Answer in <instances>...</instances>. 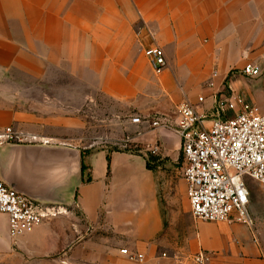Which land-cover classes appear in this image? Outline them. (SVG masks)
<instances>
[{"label": "crops", "instance_id": "0c3cea01", "mask_svg": "<svg viewBox=\"0 0 264 264\" xmlns=\"http://www.w3.org/2000/svg\"><path fill=\"white\" fill-rule=\"evenodd\" d=\"M152 47H160L168 63L160 76L145 56ZM249 55L261 75L252 85L239 79L231 85L261 104L264 0H0V135L22 128L30 140L37 134L44 140L3 142L0 180L66 211L16 238L10 236L8 217L0 214V264H12L16 251L56 264H171L163 254L181 255L193 264L190 259L199 251L212 254L210 264H264L254 233L243 225L232 226L241 236L228 242L221 237L225 224H206L191 216L174 234L173 223L164 220L157 172L152 161L148 167L146 147L161 140L167 149L168 138L180 146V139L163 128L147 132L142 121L153 113L175 116L183 101L197 103L204 97L201 108L210 124L216 94L228 83L229 72L242 67ZM216 63L217 86L197 95ZM71 71L75 77L62 78ZM81 71L90 79L96 76L87 87L98 85L110 99L136 103L142 119L141 125H132L140 132L132 142L134 151L103 146L83 152L50 144L62 126L77 129V107L69 104L71 114L63 115L61 104L71 96L64 98L60 91L74 86ZM21 102L38 103L39 115L16 108ZM44 147L78 151L80 163L60 179L63 173L56 174L52 163H29L34 150ZM46 174L58 176L59 182L46 188ZM88 177L91 182L85 181ZM123 249L143 254L145 262L130 261Z\"/></svg>", "mask_w": 264, "mask_h": 264}, {"label": "built area", "instance_id": "2783aa9c", "mask_svg": "<svg viewBox=\"0 0 264 264\" xmlns=\"http://www.w3.org/2000/svg\"><path fill=\"white\" fill-rule=\"evenodd\" d=\"M145 56L155 75L165 72L168 63L160 47L147 49ZM241 75L255 79L261 75V69L253 63H246ZM218 96L215 98V116L210 124L209 116L201 108L205 98L199 97L197 103L185 100L178 106L174 123L164 117L154 121L152 126L167 129L180 139L183 178L194 220L252 228L248 181L264 188V112L233 90L230 95L220 93ZM12 139V129H6L0 135V145ZM150 152L157 156L159 147L153 146ZM64 212V208L31 199L0 180V214L9 219L11 237L30 233ZM121 254L137 263L146 260L143 254L127 249L121 250ZM163 258L171 259V264L189 262L167 254H163ZM190 260L193 264H210L213 256L199 251Z\"/></svg>", "mask_w": 264, "mask_h": 264}, {"label": "rangeland", "instance_id": "374dc122", "mask_svg": "<svg viewBox=\"0 0 264 264\" xmlns=\"http://www.w3.org/2000/svg\"><path fill=\"white\" fill-rule=\"evenodd\" d=\"M249 55V58L244 60L246 63H255ZM256 64V63H255ZM242 66V67H243ZM242 67H236L231 70L228 74L226 83H223L220 87V93L224 96L230 95L232 88L236 94H239L247 103L253 104L258 107L262 112H264V103H261L264 99V84L260 87L261 90V104H258L250 95L244 94L240 90H236L231 85L232 81L240 80L247 84H253L255 80L245 77L247 80L243 79L241 76ZM76 71H71V73H62V78L69 80L71 75L75 77ZM81 78L74 86H63L61 87V93L63 97H70L71 101L67 99L62 102L63 114L69 116L67 110H69V104L72 105V108L76 105L77 107V118L78 126L77 129H69V126H62L60 130L61 134L56 139H51L49 142L51 145H66L73 148H77L83 152H96L100 150L103 146H107L110 151L121 150L134 151L133 139L140 135V132L132 129V125H141V117L138 116V110L134 108L136 103H126L113 100L103 95L101 92V87L98 85H91L87 87L86 82H96L94 76L93 79L89 78V75L86 71H81ZM220 70L216 63L214 70L211 73V77L208 82L202 85L199 88L197 95L202 94L205 87L214 89L217 86L216 80L220 76ZM244 77V76H243ZM205 85V86H204ZM218 90V88H216ZM219 93V94H220ZM216 94L217 97H219ZM31 96V94H30ZM33 96L36 97V89L33 92ZM75 100L77 102H75ZM33 104V105H32ZM28 104V102L15 103L16 108L30 111L31 114L39 115L36 105L38 103ZM66 105V107H64ZM66 109V110H65ZM73 114V112H72ZM48 115V114H47ZM51 117V116H50ZM166 117L169 121L170 119L175 118L177 115H168V114H152L146 119H142L147 122L145 125L147 127L146 131L154 133L157 129L152 126L153 122L160 120ZM48 118V116H47ZM139 120V121H137ZM174 120V121H175ZM172 123V122H171ZM169 135V130L165 129ZM14 133V139L10 142H21V143H36L42 144L44 140L39 135L33 137V141L30 140L28 134L25 132V129H12ZM159 149L163 150L165 158H162L160 154L154 156L151 154L150 149L152 146L146 147L148 157H152V165L157 172L156 174V183L158 186V193L161 199V207L163 210L164 220L170 221L175 226L174 234H177V231L183 227L186 218H191L190 204L186 195V185L183 178V155L180 146L177 144V140L171 138L167 140V149H164V143L162 144L161 140L157 141ZM176 142V143H175ZM155 146V144L153 145ZM92 147V150L87 149ZM150 148V149H149ZM160 153V152H159ZM175 159V161H173ZM249 188L251 191V203H250V213L254 222L253 227L249 228L255 235V241L262 249V255L264 259V188L259 184L248 181ZM65 214V212H64ZM63 215V214H61ZM60 216V215H58ZM57 216V217H58ZM56 217L50 219L53 220ZM210 224V223H206ZM238 225V224H235ZM226 226V227H225ZM234 225L221 226L220 228L224 230L221 233V237L228 242L230 240H237L241 236V233L238 232L235 228H232ZM225 227V228H223ZM227 227H231L230 231L227 230ZM37 229V228H36ZM170 257V256H169ZM173 257V256H172ZM174 257H179L185 259L181 255H174ZM15 261L12 264H56L54 261H35L30 260L22 251H16L14 255ZM18 259V261H16Z\"/></svg>", "mask_w": 264, "mask_h": 264}, {"label": "water", "instance_id": "95a60500", "mask_svg": "<svg viewBox=\"0 0 264 264\" xmlns=\"http://www.w3.org/2000/svg\"><path fill=\"white\" fill-rule=\"evenodd\" d=\"M34 157L29 161L30 164L34 163V160L39 163H44L45 161L48 163H52L53 166L56 167V170L54 172H60L63 173L59 178L66 173L65 170H69L71 166L74 165V167H77L80 163V155L78 151L63 149V148H37L34 150ZM31 167V166H29ZM47 175V174H46ZM47 178V181H45L46 185L48 187L54 186L56 183L59 182L58 176H54V180L51 176L47 175L45 176ZM11 189L15 190L16 192L23 194L31 199L35 198L30 195L27 191H24L21 189L17 184L15 183H8L7 184Z\"/></svg>", "mask_w": 264, "mask_h": 264}, {"label": "trees", "instance_id": "16d2710c", "mask_svg": "<svg viewBox=\"0 0 264 264\" xmlns=\"http://www.w3.org/2000/svg\"><path fill=\"white\" fill-rule=\"evenodd\" d=\"M108 161H109V163H110V158L108 157ZM152 161V157H149V163H148V167L150 168V162ZM86 171V166H82V172H83V174H84V172ZM85 181L86 182H91L92 181V179H91V177H88L87 179H85Z\"/></svg>", "mask_w": 264, "mask_h": 264}]
</instances>
